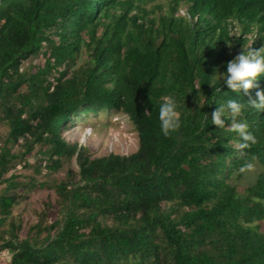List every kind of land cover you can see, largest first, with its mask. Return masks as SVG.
<instances>
[{
  "label": "trees",
  "instance_id": "obj_1",
  "mask_svg": "<svg viewBox=\"0 0 264 264\" xmlns=\"http://www.w3.org/2000/svg\"><path fill=\"white\" fill-rule=\"evenodd\" d=\"M157 1L0 0V226L30 193L56 196L25 238L22 223L1 236L10 264H264V111L238 117L257 138L240 149L208 103L247 96L207 82L249 37L264 46V0ZM169 97L181 124L165 137L157 111ZM111 112L137 131L135 152L93 157L64 136ZM38 144L34 173L66 172L53 185L11 172ZM246 163L263 169L241 187Z\"/></svg>",
  "mask_w": 264,
  "mask_h": 264
},
{
  "label": "rangeland",
  "instance_id": "obj_2",
  "mask_svg": "<svg viewBox=\"0 0 264 264\" xmlns=\"http://www.w3.org/2000/svg\"><path fill=\"white\" fill-rule=\"evenodd\" d=\"M157 2L165 3L166 0H158ZM182 9L185 10V7ZM85 59L86 55L83 53L78 58L77 65H81ZM0 128L1 131H3V137V134L7 133L8 128H4L1 122ZM64 136L72 143L77 142L80 145L87 146L93 157H101L110 153L127 155L135 152L139 147L138 133L134 129L132 123H130L127 115L117 112L86 115L81 120L73 122L71 127L64 132ZM0 142H2V138H0ZM40 148V144L36 145L34 150L27 156V161L31 166L23 168L21 163L19 168L13 169L11 172H17L20 179L24 180H29L32 176L34 177L36 175L37 179L41 181L45 180L48 184L53 185L65 178L66 172H55L51 176L44 175L43 173L38 175L35 174L34 166L36 165V160L40 156ZM253 165V169H245L242 178L236 180L239 186L245 187L256 181L263 167L258 163H254ZM11 172L9 174H11ZM9 174L5 177L9 176ZM5 187L6 184L0 182V194ZM48 201H52V204L56 205L55 194L52 193L51 190H41L35 194L30 193L29 197L15 204L11 210V214L0 226V245L3 242L1 236L9 234H6V230L11 228L12 223H22L23 226L20 231V238H25L27 236L28 225L37 223ZM55 207H53L54 209L50 214V220L56 215ZM262 230L264 231V222L262 223ZM11 259V251L8 249L0 251V264H10Z\"/></svg>",
  "mask_w": 264,
  "mask_h": 264
},
{
  "label": "clouds",
  "instance_id": "obj_3",
  "mask_svg": "<svg viewBox=\"0 0 264 264\" xmlns=\"http://www.w3.org/2000/svg\"><path fill=\"white\" fill-rule=\"evenodd\" d=\"M233 34L238 35L236 32L229 31L228 36L223 38L229 46L232 43L229 37ZM253 40L254 37H249V42L243 44L241 50L225 63V70L221 72L217 66L214 74L207 80L212 90H215V93H223L221 88L223 84L230 92L235 93L237 96L240 94L247 96L246 101L228 98L220 103H216L215 101L208 103L216 105L211 111L210 123L217 126V129L222 130L225 129V119L230 120L231 123L227 129L239 136L240 143L238 147L240 149H246L256 144L257 138L249 130L248 123L243 119H238V117H241L249 109L264 111V89H261L259 85V78L264 77V46L252 48L250 45ZM199 87L200 85L197 86L198 89ZM241 89H243V92H241ZM251 89H255L254 97L250 93ZM177 107L176 101L170 97L165 98L159 103L157 119L159 121L160 132L165 137L180 127L181 121ZM253 167L252 163H246L240 168V171L243 172L245 169L251 170ZM254 199L255 202L264 203L258 197Z\"/></svg>",
  "mask_w": 264,
  "mask_h": 264
}]
</instances>
